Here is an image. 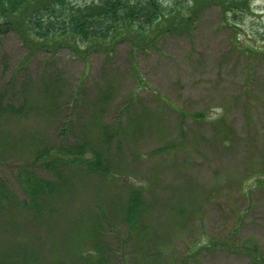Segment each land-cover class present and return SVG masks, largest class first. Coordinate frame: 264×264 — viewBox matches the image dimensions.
Listing matches in <instances>:
<instances>
[{
	"label": "rangeland",
	"instance_id": "374dc122",
	"mask_svg": "<svg viewBox=\"0 0 264 264\" xmlns=\"http://www.w3.org/2000/svg\"><path fill=\"white\" fill-rule=\"evenodd\" d=\"M244 1L155 0L191 28L142 50L0 35V264H264V0Z\"/></svg>",
	"mask_w": 264,
	"mask_h": 264
},
{
	"label": "trees",
	"instance_id": "16d2710c",
	"mask_svg": "<svg viewBox=\"0 0 264 264\" xmlns=\"http://www.w3.org/2000/svg\"><path fill=\"white\" fill-rule=\"evenodd\" d=\"M100 3L88 4L82 7L68 6L67 0H0V35L12 32L21 40L29 52H52L68 48L79 50L99 49L109 53L117 43L128 42L139 50L140 43H153V38L149 37L152 33L161 31L173 32L188 31L185 24L179 21L178 15L173 9L167 10L157 4L155 0H142L130 6L125 3L126 0H99ZM98 1V2H99ZM102 1V2H101ZM239 2L242 0H238ZM194 8H208L213 5L221 7V11L232 9H243L246 7L245 1L242 3L225 4L220 0H191ZM175 7V4L174 6ZM68 8L69 15L62 17V10ZM194 8H190V22L188 17L183 20L185 23H193L197 16ZM125 15L126 21L121 23L119 16ZM133 33L136 37L128 40L127 33ZM173 34V33H172ZM148 47V46H147ZM83 50H82V49ZM78 52V51H76ZM200 121L201 115H196ZM47 168V167H46ZM31 188L34 193H40L44 190H52V184H41L31 180ZM36 188V189H35ZM35 189V190H34ZM130 202L128 205L127 216L131 219L136 211V204ZM255 251V250H253ZM256 252V251H255ZM253 255V262L264 263V256L258 252ZM88 258V257H87ZM90 261V260H88Z\"/></svg>",
	"mask_w": 264,
	"mask_h": 264
}]
</instances>
